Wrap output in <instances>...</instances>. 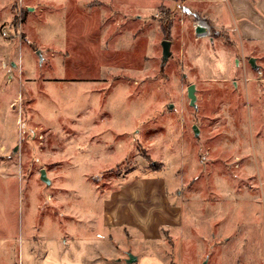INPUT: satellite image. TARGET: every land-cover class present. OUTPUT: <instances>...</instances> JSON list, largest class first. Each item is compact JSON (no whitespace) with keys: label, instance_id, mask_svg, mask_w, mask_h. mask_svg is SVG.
Returning a JSON list of instances; mask_svg holds the SVG:
<instances>
[{"label":"rangeland","instance_id":"obj_1","mask_svg":"<svg viewBox=\"0 0 264 264\" xmlns=\"http://www.w3.org/2000/svg\"><path fill=\"white\" fill-rule=\"evenodd\" d=\"M263 7L0 0V264H264Z\"/></svg>","mask_w":264,"mask_h":264},{"label":"crops","instance_id":"obj_2","mask_svg":"<svg viewBox=\"0 0 264 264\" xmlns=\"http://www.w3.org/2000/svg\"><path fill=\"white\" fill-rule=\"evenodd\" d=\"M262 11L263 13L254 12L253 10L247 11L249 13L251 23L250 25L248 22L244 24L243 29L246 33H251L252 35L258 36V33H255L254 30L261 28L264 30V7ZM239 13L241 12L237 11V19L242 15ZM259 36L263 37L264 35ZM39 246H41V248L43 247V256H40V258L37 259V254L40 253V251L37 250V247ZM33 247H36L34 251L32 250ZM18 262H20V264H63L60 256V246L58 241L53 239L40 241V239H30L28 235L27 237H23L21 240V249L20 255L18 256Z\"/></svg>","mask_w":264,"mask_h":264},{"label":"water","instance_id":"obj_3","mask_svg":"<svg viewBox=\"0 0 264 264\" xmlns=\"http://www.w3.org/2000/svg\"><path fill=\"white\" fill-rule=\"evenodd\" d=\"M204 27L199 26L196 31H201L203 30ZM171 46V41L169 39H164L162 40V47H163V58L166 60L169 58V56L172 55V51L170 49ZM38 53L40 54V56L42 57V52L41 50H38ZM196 86L194 83L190 84L188 87V97L190 98V103L194 104L196 101ZM195 130H197V128L195 127ZM41 179L45 180V181H49L48 177L46 176V170L44 168L41 169ZM138 259V257L134 254H129V258L127 259L128 262L132 263L135 262ZM203 264H206V262H204Z\"/></svg>","mask_w":264,"mask_h":264},{"label":"built area","instance_id":"obj_4","mask_svg":"<svg viewBox=\"0 0 264 264\" xmlns=\"http://www.w3.org/2000/svg\"><path fill=\"white\" fill-rule=\"evenodd\" d=\"M199 26H202V27H204V29L203 30H201V31H196V33H197V35L198 36H201V35H203L201 32L202 31H204L205 32V34H207V35H209L210 34V32H211V26H210V24L206 21V20H204V19H198L197 20V22H196V24H195V30L199 27ZM3 34L5 35V36H9V37H15V36H21V33H11V32H9V28H7V27H5L4 29H3ZM201 37H205V36H201Z\"/></svg>","mask_w":264,"mask_h":264},{"label":"bare ground","instance_id":"obj_5","mask_svg":"<svg viewBox=\"0 0 264 264\" xmlns=\"http://www.w3.org/2000/svg\"><path fill=\"white\" fill-rule=\"evenodd\" d=\"M201 33L203 34V35H201V36H207V34H208V33H207V34H205V32H204V31H202ZM201 36H200V37H201Z\"/></svg>","mask_w":264,"mask_h":264},{"label":"trees","instance_id":"obj_6","mask_svg":"<svg viewBox=\"0 0 264 264\" xmlns=\"http://www.w3.org/2000/svg\"><path fill=\"white\" fill-rule=\"evenodd\" d=\"M25 9V8H24ZM26 11V10H25ZM22 14V13H21ZM17 20H18V15L15 17V21L17 22Z\"/></svg>","mask_w":264,"mask_h":264}]
</instances>
